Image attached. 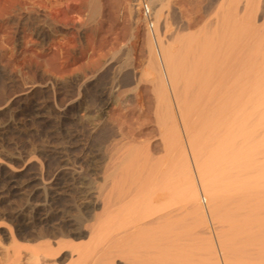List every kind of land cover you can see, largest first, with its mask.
Returning <instances> with one entry per match:
<instances>
[{
    "label": "rangeland",
    "instance_id": "obj_1",
    "mask_svg": "<svg viewBox=\"0 0 264 264\" xmlns=\"http://www.w3.org/2000/svg\"><path fill=\"white\" fill-rule=\"evenodd\" d=\"M226 1L150 0L152 34L136 0H0V262L27 264L51 243L38 264H148L146 242L125 236L174 206L125 208L122 186L177 162L196 216L184 210L182 226L154 231L170 248L153 255L161 264H264V101L246 100L241 71L223 83L197 66L199 52L219 49L208 40L215 14L239 2ZM258 11L259 25L264 3ZM184 39L199 52L183 56ZM199 73L209 81L195 82Z\"/></svg>",
    "mask_w": 264,
    "mask_h": 264
},
{
    "label": "bare ground",
    "instance_id": "obj_2",
    "mask_svg": "<svg viewBox=\"0 0 264 264\" xmlns=\"http://www.w3.org/2000/svg\"><path fill=\"white\" fill-rule=\"evenodd\" d=\"M224 1H226V0H224ZM228 1H226V2H228ZM240 1L242 2V0H239V2L234 1L236 3L235 4L231 0L232 5L234 3L235 6H231L230 2H228L230 4L225 2L226 4H228L227 7L228 6L229 7L227 9L224 8V10L219 9V13H217L218 12V10H217V12L215 14L216 23L214 22V24L216 25V30H215V28H214V30L216 32L213 31L214 35L216 33L217 38H216L215 42H213L214 40L211 41V39L212 38L215 39L216 36L212 37V36H214V35H212L211 36L212 38H210V37L208 38V40L210 39L209 41L213 45H216V43L220 44L223 42L222 43L223 45L221 44L222 48H225L224 43L225 44L228 43L227 45L229 46V43L232 45V43L234 42L233 43V44H235L234 48H229V49L225 48L226 50L225 49L221 50L219 44L216 45L217 48L219 47V49H217L216 46H214L215 50L217 49V51H215V53H217L220 50L217 53V55L215 53L212 55V56L216 55V57L214 56V58H215L214 59V58H212V56L204 55L205 52L203 54H201L199 52L201 45L197 41V39H196L197 37H196L195 38L196 41L194 39L193 42L195 41L196 43H198L200 45L198 51L196 49V48H198V44H194L195 43L194 42L193 43L194 46L191 48L190 45L192 43L190 42L191 44L188 43L189 46L188 45L185 46L187 44V42L185 43V41H187L185 39L183 41L185 44L181 43L182 46L180 45V49L182 50L184 47H185L184 49H186V48L188 49V51H187V49L185 50V55H183V56H186L188 54V52L190 53V51H193L194 49H196L193 52L196 54H197V52H199V54H197L196 56L198 57V55H199L198 58H201L200 59L201 61L198 63V65L197 64L196 65L201 70L204 69V71H205V67H207L209 65H210L211 69L215 68V69L223 70L222 73H219V71H217L215 69L211 70L210 73L215 72V73L209 74L212 76L213 80H214L213 76L215 75V76L219 77L220 82L225 83V82H228L231 79V77L233 78V76L228 73V70H239V71H241L240 77L242 78L243 83H244L243 92H244V96H245L246 100L248 102H255L259 105L261 102L264 101V23L258 25L257 24L258 22L255 21V18H256V16L259 15L258 10L260 7H263L264 0H246V1L244 0L245 1L244 4L241 3ZM225 3H224L225 6L223 5L224 7H226ZM240 3L243 4L242 5L243 7L239 6ZM261 4H262V6H261ZM223 6L222 7L220 6V7L223 8ZM257 13H258V15H257ZM263 15H264V12H263ZM237 20H239V21L241 20L240 22H241L242 26H239L238 24H236L238 27H241V28H236V30H235V27H237L235 25V23H238ZM235 21H237V22H235ZM240 22H239V24H240ZM230 23H232V25H235V27L232 26L234 29L233 31H232V28L230 30V25H229ZM187 27H186V29H187ZM227 28H229V29H227ZM189 36L190 35H188V37ZM195 36L193 35L192 39ZM185 38H186V36H185ZM188 39H191V38H188ZM235 42H238V43H235ZM189 48L191 49L190 51H189ZM193 52H191V53L193 54ZM191 53L187 56L191 57ZM200 54L203 55V57H200L201 56ZM193 55H192V57L195 58L196 56H193ZM204 71H203V73H204ZM193 74L194 73H192L191 75H193ZM205 74L207 75V73H205ZM205 74H200L201 76L198 75L197 78L195 77L196 79L195 78H192V79L194 81L195 80L196 81H198V80L209 81L208 78H210V77L208 75H207V77H205ZM191 75L188 74V76H190V77H191ZM203 75H204V77H203ZM190 77H189V79H190ZM238 77H236V78H238ZM199 83H201V82L199 81ZM257 112H258L259 120L261 121L262 119H264V113L261 111H257ZM185 171H186L185 166L181 163L180 164L177 162L173 163L171 168L169 170H167V167L165 166L164 162L163 163L159 162L153 166L145 167L143 169V171L139 172L136 175H131L129 178L126 179V181L124 182V184L122 186L123 190L126 188L129 190L127 202L124 203L125 208L130 207V208L140 209V210L152 209V208H157V207H163L166 205V203L168 201H171L172 205L174 206V208L172 207L173 209L169 210L168 212H165V210L160 209L155 214H151L149 216L141 218V220L139 219L140 221H137L140 223L141 221H145V220L149 219L147 222H144L143 224H138L135 221L138 224L137 225L136 223H134L137 226L136 227L134 225L136 227V231L128 233L125 236L126 237L125 240L128 243H132V245L133 244L136 245L138 243L146 242L147 245H146V248L143 247L145 250L142 251L141 257H143V260L146 261L148 264H161L165 259L162 257H157L158 255L157 256L153 255L154 253H156L155 252L156 248L159 247V245H160V248L161 247L164 248V245H162L161 243L165 244V241L162 242L163 237H162V239L152 238L151 237L152 233H155L154 231L161 228L165 224L168 225L169 223L177 220V217L178 216L181 217L180 215L182 213H184L185 211L192 213L190 215L196 216L191 211L193 208L192 206L195 203L196 198L193 197L192 195L188 196L187 198L186 197L184 198L182 184L180 183V178H181V176L185 175ZM194 216H192V217H194ZM180 219L181 218H178V220H177L179 222H177V221L173 222L175 225L171 223L172 226L173 225L176 226L177 223H178V226L181 225V224H179L181 221ZM136 220H138V219H136ZM189 221H188V223H189ZM182 223H184V222H182ZM171 224H169V226H171ZM189 224H191V223H189ZM174 226H173V229H175ZM185 227H188V226H185ZM179 228H182V227H179ZM192 233H194V232H192ZM47 235H48V232H45V233H43L42 237H45ZM191 243H193V242H191ZM60 245L61 244H59L58 246H60ZM166 246H167V249H168V247L170 248L169 244H167V245L165 244V247ZM52 247L53 246L51 243H46V245L43 246L42 248H41V246H39L40 249H38V251L40 250V252L44 251L47 253L48 252L53 253L54 249ZM192 247H191V249H192ZM60 248L63 249L62 247H60ZM60 248H57V250H59ZM182 248H183V246H182ZM182 248H181V250H182ZM38 251L34 252V250H33L32 256L34 258H30V260H27V264H38L39 263V255H38L39 252ZM158 251H160V249ZM192 251H190V252L192 253ZM186 252H189V251L186 250ZM114 253L115 252H111L110 256L114 255ZM159 254H162V251ZM168 254H170V252ZM181 254H182V252H181ZM5 260L6 261L0 262V264H9L10 262L13 264H21L22 263L21 258H9V259L6 258ZM69 262H70L69 264L75 263L74 261L72 263H71V261H69ZM179 263H181V262H179Z\"/></svg>",
    "mask_w": 264,
    "mask_h": 264
},
{
    "label": "built area",
    "instance_id": "obj_3",
    "mask_svg": "<svg viewBox=\"0 0 264 264\" xmlns=\"http://www.w3.org/2000/svg\"><path fill=\"white\" fill-rule=\"evenodd\" d=\"M136 7L139 10L147 29L152 34L155 33L156 19L150 0H136Z\"/></svg>",
    "mask_w": 264,
    "mask_h": 264
}]
</instances>
